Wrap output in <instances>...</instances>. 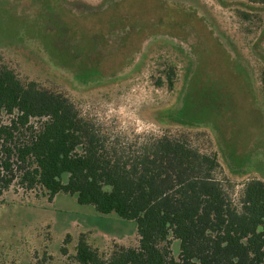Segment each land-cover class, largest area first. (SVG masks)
<instances>
[{
    "label": "rangeland",
    "instance_id": "1",
    "mask_svg": "<svg viewBox=\"0 0 264 264\" xmlns=\"http://www.w3.org/2000/svg\"><path fill=\"white\" fill-rule=\"evenodd\" d=\"M0 65L62 94L110 141L167 136L215 155L234 202L264 182V2L0 0ZM14 188L0 195V264H80V241L107 260L137 243L134 222Z\"/></svg>",
    "mask_w": 264,
    "mask_h": 264
},
{
    "label": "trees",
    "instance_id": "2",
    "mask_svg": "<svg viewBox=\"0 0 264 264\" xmlns=\"http://www.w3.org/2000/svg\"><path fill=\"white\" fill-rule=\"evenodd\" d=\"M173 77L169 67L170 88ZM2 117L0 195L14 187L49 200L64 194L98 214L134 222V246L116 247L103 260L80 241L78 263L264 264L263 181H246L234 202L215 176V155L167 136L110 141L62 94L20 81L5 65Z\"/></svg>",
    "mask_w": 264,
    "mask_h": 264
}]
</instances>
